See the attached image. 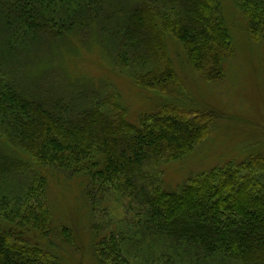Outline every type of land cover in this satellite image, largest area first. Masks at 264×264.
Returning a JSON list of instances; mask_svg holds the SVG:
<instances>
[{"label":"trees","instance_id":"obj_1","mask_svg":"<svg viewBox=\"0 0 264 264\" xmlns=\"http://www.w3.org/2000/svg\"><path fill=\"white\" fill-rule=\"evenodd\" d=\"M234 1L250 36L264 37V0ZM179 9L180 18L167 14ZM219 13L209 0H0V180L39 172L23 196L0 199V264H62L64 247H73L76 230L54 226L45 168L82 179L93 217L124 202L136 213L119 234L104 233L109 219L100 214L104 219L93 227L97 264H133L144 242L161 250L152 264L158 258L163 264H264V182L257 175L264 172L263 156L191 177L178 191L158 181L161 167L192 154L220 119L213 109L181 106L167 38L182 45L204 81L217 85L234 55ZM108 31L124 48L145 47L146 55L132 56L145 71L126 74L166 101L137 123L117 98L98 97L97 87L90 97L53 101L35 79L25 85L15 72L41 39ZM131 38L137 41L130 44Z\"/></svg>","mask_w":264,"mask_h":264},{"label":"rangeland","instance_id":"obj_2","mask_svg":"<svg viewBox=\"0 0 264 264\" xmlns=\"http://www.w3.org/2000/svg\"><path fill=\"white\" fill-rule=\"evenodd\" d=\"M209 1L220 10L219 18L228 29L234 55L224 64V80L217 85L208 83L192 69L182 45L167 38L169 58L182 86L181 106L186 109H213L220 116L213 134L192 154L161 167L163 180L162 183L158 181L169 191H178L191 177L215 168L239 165L251 156L264 157V37L253 39L250 36L247 21L234 0ZM167 14L176 19L182 17L183 12L179 9ZM130 41L133 44L137 40L131 38ZM121 42L110 31L87 39L75 35L62 42L41 39L33 49L32 58L26 55L20 71L15 72L25 85H28L29 77L35 79V84L53 101L65 99L69 103V100H78L82 95L90 97L97 92V87L100 90L98 97L103 99L111 95L117 98L121 108L128 113V120L137 123L140 115L154 112L166 101L159 94L142 89L126 74L145 71V66L139 65L140 60L132 57L137 56L136 51L141 53L138 56L146 55L145 47L141 44L124 48ZM41 172L48 181L47 200L54 226L64 225L76 230L73 247H64L62 264H97L92 250L93 227L104 219L100 214L109 219L104 233L119 234L128 230L124 223L131 226L136 213H128L125 209L128 202H124L125 208L112 204L105 215L96 211L93 217L81 178H69L49 168ZM36 173H39L37 169L31 174L13 173L0 180V199L3 196L9 199L23 196ZM257 175L264 182V172ZM52 239L56 244V238ZM31 241L37 242L35 238ZM38 243L46 247L48 242ZM58 243L61 244L60 241ZM142 244L140 259L133 258V264H152L154 253L162 255L158 246L156 248L148 242ZM163 263L165 260L159 258L154 262Z\"/></svg>","mask_w":264,"mask_h":264}]
</instances>
